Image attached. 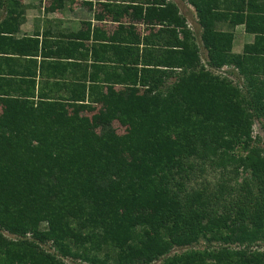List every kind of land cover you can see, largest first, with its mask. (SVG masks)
Returning a JSON list of instances; mask_svg holds the SVG:
<instances>
[{
	"label": "trees",
	"instance_id": "16d2710c",
	"mask_svg": "<svg viewBox=\"0 0 264 264\" xmlns=\"http://www.w3.org/2000/svg\"><path fill=\"white\" fill-rule=\"evenodd\" d=\"M179 1L195 10L205 64L178 5L117 4L145 33L131 25L129 47L100 46L114 75H90L86 95L81 85L63 99L35 96L27 70L24 91L0 93V264H264V149L253 135L255 121L264 130V0ZM1 7L0 55L24 41L36 54V40L6 36L23 2ZM237 26L253 37L239 54Z\"/></svg>",
	"mask_w": 264,
	"mask_h": 264
},
{
	"label": "crops",
	"instance_id": "0c3cea01",
	"mask_svg": "<svg viewBox=\"0 0 264 264\" xmlns=\"http://www.w3.org/2000/svg\"><path fill=\"white\" fill-rule=\"evenodd\" d=\"M21 1L24 10L17 17L19 20L17 31L6 36H12L16 41L36 40L37 53H27V48L35 45L31 41L22 42L19 49L10 52L14 43L11 42V49L7 52L10 54L0 55V73L8 80L7 85L5 81L0 82V85L1 83L6 85L5 88L0 87L1 94L6 91L11 96H18L26 89L21 83L22 79H28L21 76L24 75L21 72L30 70L36 74L32 78L35 82L33 90L35 96L42 92L47 93L50 98L65 99L72 95H81L83 91L81 85L85 86L83 92L86 95L90 75L91 78L99 80L105 75H114L113 68L119 64L111 60L113 58L111 49L107 53L106 48L100 46L117 43L121 44L122 48L129 47L131 45L129 42L133 40V31L129 27L140 26L142 29V25L121 20L125 16H120L116 21L112 20L113 16L118 17L117 10L108 12L102 7H95V3L93 6L86 4L82 8L80 5L79 8H74L68 0V2L43 0L41 3L40 0ZM119 26L125 29L120 30ZM217 28L225 30L226 24L220 23ZM234 31L232 52L239 54L245 44L252 42L253 37L244 32L243 26H237ZM75 34L79 37H74ZM140 34H144L143 29ZM1 37L0 41L4 42V35ZM238 49L240 50L236 51ZM7 56L10 61L4 60ZM121 56L122 60L128 61L127 53H122ZM41 64L43 70L40 68ZM10 72L16 73L10 75Z\"/></svg>",
	"mask_w": 264,
	"mask_h": 264
},
{
	"label": "rangeland",
	"instance_id": "374dc122",
	"mask_svg": "<svg viewBox=\"0 0 264 264\" xmlns=\"http://www.w3.org/2000/svg\"><path fill=\"white\" fill-rule=\"evenodd\" d=\"M43 0H40V3L42 2ZM46 1H50V0H46ZM54 1V0H52ZM56 1H66V2H70L71 4H73L72 7L76 8L78 7L79 8V5L82 7H84V5L86 4H90L91 6H93V4L95 3V7L96 5H103L105 7H102L104 8L105 10H114V6H116L117 4L119 5H125V6H135L136 4H140L143 9H145L147 7V5L151 2H156L155 4L153 5H158V4H166V3H175L176 5H178V8H179V11H180V15L184 16L186 18V25H187V28L193 33L194 35V42L195 44L198 46L199 48V55H200V58H201V64H205V60H206V51L204 50L203 48V45L201 43V40H200V35H201V29L198 27L197 25V19H196V14H195V10L194 8L188 4V3H183V2H180L179 0H56ZM134 1V2H133ZM158 1H161L158 3ZM148 2V3H147ZM77 5V6H75ZM113 7V9L111 8ZM6 9L1 7L0 8V21L6 16ZM120 19L119 17L117 16H113L112 17V20L116 21ZM119 22V21H118ZM138 28V31L141 33V30L144 28L142 26V29L140 28V26L137 27ZM220 30V28H217ZM228 30L227 28L225 29V31ZM235 32V31H234ZM145 33V32H144ZM240 49L236 50V51H239ZM233 51V49H232ZM234 52V51H233ZM214 74H220V71L219 70H216L214 71ZM222 75V74H220ZM223 76V75H222ZM241 80V79H240ZM174 81V79L172 78H169L165 81V86L168 87L170 84H172V82ZM112 88L114 89V91H119V89H122L120 87H114L112 86ZM63 109H66L65 111V116H69L68 114H71V112H73V110L67 108V107H64ZM62 109V110H63ZM61 114V113H60ZM9 116V107L6 106V105H3L1 104L0 105V118H3L4 116ZM59 115V114H58ZM58 115H56L58 117ZM87 116H85L84 118H86ZM87 120H88V117H87ZM256 123H254L253 125V135H257L260 137L261 139V147L264 149V130L262 129V121H255ZM2 234H5L7 237H11L13 238L12 236H8L7 233L5 232H2ZM202 243L198 244L195 248H201L202 247ZM47 248V247H46ZM48 250H50L51 252L53 251V249H49L47 248ZM177 252V251H176ZM63 261L66 263V264H73V261L70 260V259H63ZM80 264H85V263H80Z\"/></svg>",
	"mask_w": 264,
	"mask_h": 264
},
{
	"label": "built area",
	"instance_id": "2783aa9c",
	"mask_svg": "<svg viewBox=\"0 0 264 264\" xmlns=\"http://www.w3.org/2000/svg\"><path fill=\"white\" fill-rule=\"evenodd\" d=\"M227 70V67H223L221 68L219 71L222 72L224 74V71Z\"/></svg>",
	"mask_w": 264,
	"mask_h": 264
}]
</instances>
